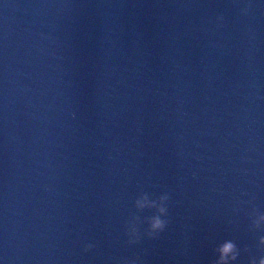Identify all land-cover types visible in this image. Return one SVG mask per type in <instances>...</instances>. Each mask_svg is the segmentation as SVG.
I'll list each match as a JSON object with an SVG mask.
<instances>
[{
  "label": "water",
  "instance_id": "water-1",
  "mask_svg": "<svg viewBox=\"0 0 264 264\" xmlns=\"http://www.w3.org/2000/svg\"><path fill=\"white\" fill-rule=\"evenodd\" d=\"M145 192L169 223L128 245ZM253 208L264 0H0V264H248Z\"/></svg>",
  "mask_w": 264,
  "mask_h": 264
},
{
  "label": "clouds",
  "instance_id": "clouds-1",
  "mask_svg": "<svg viewBox=\"0 0 264 264\" xmlns=\"http://www.w3.org/2000/svg\"><path fill=\"white\" fill-rule=\"evenodd\" d=\"M251 3H246L243 8L240 9L241 15H248L251 8ZM223 16L216 17L217 27H222ZM170 197L167 193L160 194L155 198H151L148 193H141L138 200L135 201V210L137 213L147 210H154L150 216H145L143 219L140 216L133 214L131 218L136 221V227L129 231L128 223L129 218L125 222L124 235L127 237L126 243L128 245H135L140 242L141 233L139 226L145 224L143 235L148 239L159 238L167 227L169 220L166 219L168 215L167 203ZM251 218V229L257 230L264 226V213H259L255 208L250 213ZM258 247L264 249V235L259 236L257 241ZM94 247L93 244H85L83 247L84 252L90 251ZM243 251L247 252L248 249L244 248ZM213 252L216 258L212 261V264H234L240 255V249H238L236 243L233 240H224L220 242L214 249ZM122 264H140L139 257L132 259H125ZM248 264H264V255L257 258H250Z\"/></svg>",
  "mask_w": 264,
  "mask_h": 264
}]
</instances>
